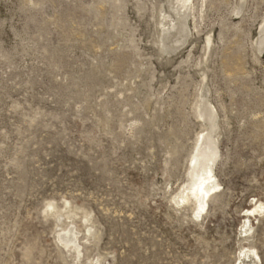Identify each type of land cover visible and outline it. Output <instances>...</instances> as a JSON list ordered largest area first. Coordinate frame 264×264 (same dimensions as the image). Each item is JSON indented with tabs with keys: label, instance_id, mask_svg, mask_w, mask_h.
Wrapping results in <instances>:
<instances>
[{
	"label": "rangeland",
	"instance_id": "374dc122",
	"mask_svg": "<svg viewBox=\"0 0 264 264\" xmlns=\"http://www.w3.org/2000/svg\"><path fill=\"white\" fill-rule=\"evenodd\" d=\"M261 203L264 0H0V264H264Z\"/></svg>",
	"mask_w": 264,
	"mask_h": 264
},
{
	"label": "bare ground",
	"instance_id": "6f19581e",
	"mask_svg": "<svg viewBox=\"0 0 264 264\" xmlns=\"http://www.w3.org/2000/svg\"><path fill=\"white\" fill-rule=\"evenodd\" d=\"M185 2L189 4L191 0H185ZM208 44H211L210 39L208 40ZM212 127L213 128L216 127L215 118H212ZM199 146L200 147L198 149V152L196 156L192 159V163H191V168H193L191 172V183L188 185V187L185 190L188 193L181 197L180 199L181 201L179 205L187 204L191 201H196V208L194 209V213L198 217H201L203 215L204 216L208 215L209 203L215 197L218 196V193L221 190V185L216 179V175L214 171V166L218 158V151L217 148L215 147V142L210 138L203 141V143L200 144ZM247 212L248 214H255V215L258 213L259 215L263 216L264 204L263 203L259 205L256 204L253 209ZM76 241H77L76 236H74L71 239L61 238V242L66 247L75 245ZM241 253H243L244 259L240 260V264H262L259 253L255 248L249 247L248 250L242 251Z\"/></svg>",
	"mask_w": 264,
	"mask_h": 264
}]
</instances>
